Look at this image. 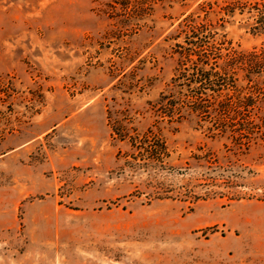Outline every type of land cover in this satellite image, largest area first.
<instances>
[{"label":"rangeland","instance_id":"374dc122","mask_svg":"<svg viewBox=\"0 0 264 264\" xmlns=\"http://www.w3.org/2000/svg\"><path fill=\"white\" fill-rule=\"evenodd\" d=\"M196 35L260 53L264 0H0V264H264V63L197 117Z\"/></svg>","mask_w":264,"mask_h":264},{"label":"trees","instance_id":"16d2710c","mask_svg":"<svg viewBox=\"0 0 264 264\" xmlns=\"http://www.w3.org/2000/svg\"><path fill=\"white\" fill-rule=\"evenodd\" d=\"M194 27V31L197 33L196 25H194ZM197 36L198 35L195 37L196 40L191 41V46L194 47V49H191V51L187 53L184 58V62H188L192 66V73L185 76V79H187L189 85L192 87V98L195 100L194 115L202 117L203 114H205V116H208L210 119L216 121L221 120L220 116H222V112L226 113L228 110H233L235 112V108L238 105L245 108L248 106L250 107V105L247 104L249 98L245 99L241 95L236 98L235 102H233L232 96H229L227 93L223 95L222 92L224 90H228L230 86L233 87V85L229 82L232 81L231 79L235 75L236 68L233 67L234 63L239 60V69L241 68L242 70L245 69L252 71V69L260 67L264 63V50L262 49L260 53H251L246 58L244 56L230 57L228 55L223 57L221 54L216 52L215 45ZM192 56H195V58H192ZM216 59L218 61L223 60L224 62L219 65V62L216 61ZM182 65L184 66L185 63H182ZM228 119L233 120L232 117H229ZM228 127L229 126L227 125L226 128ZM226 128L222 131L220 130L221 133H225V130H227ZM144 146L145 149H143V151L146 153V157L148 158L146 159L148 165L157 166V164L160 163V165L163 166L165 163L167 164L165 158L169 156L166 154V147L164 145L159 147L155 143L148 142L144 144ZM158 148L160 150H158ZM210 156L211 154H207L198 158V160L204 161V165L206 166V164L209 163L208 159ZM223 183L227 187V196L229 198L232 196H239L232 195L230 192L228 193V190L231 188L227 183H225V179H222L220 182L221 185Z\"/></svg>","mask_w":264,"mask_h":264}]
</instances>
